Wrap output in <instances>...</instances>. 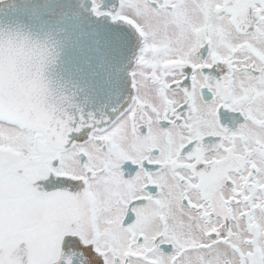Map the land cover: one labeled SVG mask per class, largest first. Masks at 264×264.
I'll return each mask as SVG.
<instances>
[{
	"label": "snow or ice",
	"instance_id": "1",
	"mask_svg": "<svg viewBox=\"0 0 264 264\" xmlns=\"http://www.w3.org/2000/svg\"><path fill=\"white\" fill-rule=\"evenodd\" d=\"M0 264H264V0H0Z\"/></svg>",
	"mask_w": 264,
	"mask_h": 264
}]
</instances>
